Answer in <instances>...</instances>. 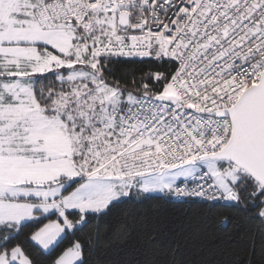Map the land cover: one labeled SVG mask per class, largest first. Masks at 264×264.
Returning a JSON list of instances; mask_svg holds the SVG:
<instances>
[{
    "label": "snow or ice",
    "instance_id": "obj_1",
    "mask_svg": "<svg viewBox=\"0 0 264 264\" xmlns=\"http://www.w3.org/2000/svg\"><path fill=\"white\" fill-rule=\"evenodd\" d=\"M141 196L256 221L264 264V0H0V264H121L89 230Z\"/></svg>",
    "mask_w": 264,
    "mask_h": 264
},
{
    "label": "trees",
    "instance_id": "obj_2",
    "mask_svg": "<svg viewBox=\"0 0 264 264\" xmlns=\"http://www.w3.org/2000/svg\"><path fill=\"white\" fill-rule=\"evenodd\" d=\"M122 67L136 75L140 74V69L163 70L150 63ZM228 214L229 210L221 208L209 211L206 204L195 198L184 202L144 196L126 199L108 215L93 221L89 234L98 229L100 247L92 259L118 260L121 264L139 260L142 264L145 253L151 252L156 264H169L175 250L174 258L183 264H199L200 260L210 256H218L228 264L239 259L244 264L253 239L258 251L261 234L256 221L243 218L233 219L225 228L220 220ZM122 225L127 226L128 235L126 239L118 240L116 234ZM67 246L66 241L53 255H58ZM221 248L226 250L221 253Z\"/></svg>",
    "mask_w": 264,
    "mask_h": 264
},
{
    "label": "built area",
    "instance_id": "obj_3",
    "mask_svg": "<svg viewBox=\"0 0 264 264\" xmlns=\"http://www.w3.org/2000/svg\"><path fill=\"white\" fill-rule=\"evenodd\" d=\"M173 200V199H172ZM176 201V200H175Z\"/></svg>",
    "mask_w": 264,
    "mask_h": 264
}]
</instances>
